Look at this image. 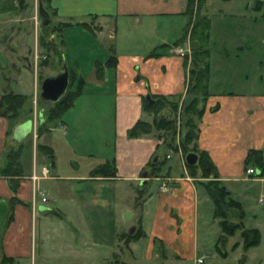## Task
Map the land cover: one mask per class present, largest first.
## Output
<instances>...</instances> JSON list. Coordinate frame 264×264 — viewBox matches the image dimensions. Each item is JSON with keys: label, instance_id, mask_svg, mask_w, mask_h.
Masks as SVG:
<instances>
[{"label": "crops", "instance_id": "crops-1", "mask_svg": "<svg viewBox=\"0 0 264 264\" xmlns=\"http://www.w3.org/2000/svg\"><path fill=\"white\" fill-rule=\"evenodd\" d=\"M213 1L204 3L211 5ZM236 1L247 4L249 10L246 6L224 13L223 9L230 10ZM186 3L48 0L58 18L86 24L65 28V35L79 27L90 32L83 30L80 38L78 33L66 35L62 69L65 64L69 74L70 69L74 71L72 88L80 78L82 83L61 120L43 131H38L36 117L12 127L7 117L0 116V168L5 165L7 149L20 145L23 173L15 192L21 203L14 205L12 219L0 239L4 256L23 264H57L56 259L47 260L44 238L39 239L48 233V226L39 223L36 231L33 225L35 212L43 207V217L57 213L66 222L64 264H137L142 259L139 240L145 237L150 240L146 258L160 251L161 264H195L202 255L212 263L229 257L228 240L218 242L221 228L214 204L197 177L200 172L196 177L187 174L189 178L183 174L188 172V152L172 151L178 156L166 165L172 154L167 157V147L154 132L128 136L138 120L152 123L155 119L154 112L144 107L147 94L183 99L191 93L190 72L197 70L195 62L206 64L208 74L193 152L208 154L218 173L216 179L229 197L240 203L244 226L259 231V242L251 248L256 264H264V175L254 167L255 173L248 174L244 165L250 149L264 150V0H222L221 11L204 13L210 23L208 41L204 50H193L194 61L187 53L180 56L172 51L187 22ZM87 19L95 22L93 32ZM89 34L91 45L87 44ZM255 37L259 45L245 44ZM152 52L156 54L150 56ZM111 57L113 60H108ZM24 58L27 61L28 57ZM246 65L254 71L245 73ZM16 93L34 102L37 86ZM103 116H111L109 129L102 123L96 134L89 133L90 125L99 121L91 118ZM60 124L66 133L58 129ZM44 166L48 175L33 181L31 175L40 173ZM143 170H149L150 176L141 184ZM162 178L174 179L168 192L159 189ZM37 186L45 190L47 203L33 200ZM11 196L6 178L0 175V198ZM131 227L133 234L138 230L142 234L134 239L118 235V228L129 232Z\"/></svg>", "mask_w": 264, "mask_h": 264}, {"label": "rangeland", "instance_id": "rangeland-1", "mask_svg": "<svg viewBox=\"0 0 264 264\" xmlns=\"http://www.w3.org/2000/svg\"><path fill=\"white\" fill-rule=\"evenodd\" d=\"M2 1L3 3H0V95L4 91H9V90L15 93L28 92L34 90L37 86L36 101L34 100V102H32L29 98H27L26 102L21 108L20 114L16 118H12V119L7 118L10 121L12 127H14L17 124L27 119H33L34 117H36V119L38 120L37 113L39 109L41 107L48 109L51 106L50 103H45L40 99V84L43 78H45L46 76L56 75L63 70L62 64L64 62L66 63L65 60L66 58L64 55L67 51L66 50L67 45L65 43L67 40L66 35L78 33L80 38L83 30H85L87 33L90 32L82 28L84 27L83 25H86L85 23H79L80 21L78 20L76 21L69 18H64V19L58 18L54 10L51 7H49L48 0H24L23 5H19L18 0H2ZM221 2L222 0H214L211 5H205V3H203L202 5L203 8L200 9V13H199L200 17L201 16L205 17L204 13L216 14L217 12L221 11L222 9L220 10V8H223ZM39 3H41L43 8L47 10L49 17L51 18L50 22L47 25L43 24L38 14ZM246 6L248 11L249 9L247 4L244 6L242 3L240 4L236 1V3L230 8V10H227L225 7H224L225 9L223 10L224 13L227 11H237L246 8ZM192 8H193L192 15L190 14L186 15L187 17L186 25L183 29L181 37L178 38V40H176L173 43L172 51L176 53L175 49L177 47H181L182 45H184L185 51L187 52V54H189V57L191 58L194 57L191 59V61H194V59L196 60L195 57L196 55L195 53L193 54V49L194 50L196 49V51L200 50V47L197 46H199L201 42L199 41L197 35L194 33L195 31H193L196 26L195 24L196 1L194 2ZM91 21L92 20L87 19V23H89L91 26L89 29H91L90 31L93 32V29L95 27L94 25L95 22L93 21L91 22ZM247 24L249 25V23ZM75 26H82V27H79V29L74 28L72 30H69L65 35L64 33L65 28L67 27L72 28ZM246 31H248V29H246ZM20 33L21 34L25 33V34L21 35ZM222 35H227V34L223 33ZM88 36L89 37L87 44L91 45L93 42V37L90 34ZM221 42L222 41H220V43ZM43 43H45V45ZM225 43H231V42L229 41ZM245 44L256 46L259 45V41L255 37L252 38V42H245ZM87 55H89V52L87 53ZM24 56L28 57L27 61L30 62L29 63L30 66H27V61H24L25 59ZM248 61L251 64H253L252 58L248 57ZM194 65L197 67V69L198 68L201 69L203 67L201 63L197 64L194 62ZM250 68H251L250 65H246L247 70L245 73H249V72L251 73L254 71L253 68L251 69ZM69 78H72L71 74H69ZM197 96L198 98H201L202 93H199ZM192 97H193L192 93H189L183 99L181 97L168 96L165 97L164 101L160 106H158L157 109L153 108L152 110H150L154 112L155 119L165 118V120L168 119L173 120V124L170 127H167L166 129H160L156 126H152L150 129L151 132H154V135L157 138L159 137L158 139L163 141L162 143L164 144V146L167 147V152H166V155L168 154L167 157H169L170 153L172 154V159H167L166 165L172 162L173 158H176V156H178L176 153H172V151H176V152L181 151L183 155L187 153L183 149L181 144L184 135L183 123L185 120V114L183 110L185 105ZM91 121L93 122L97 121V122L94 125H90L89 133L96 134V129L97 128L99 129V126L102 123H103L102 124L103 127H105L107 130L109 129L108 126H109V122L111 121V116H106V118L105 116L101 118L93 117L91 118ZM50 124H55V123H50ZM178 131H180V133ZM193 145H194L193 143L188 144L187 147V150H189L188 152L191 151L193 152V150H191L194 149ZM3 159L5 160V157ZM26 162L27 164L31 163V158L28 155L26 156ZM39 163L40 162H38V164ZM252 167L253 166H249L248 168H252ZM197 172H200L198 174L199 176L197 175V177H200L202 179L201 181L204 184V187L205 184H208L210 180H213L212 177L203 176L201 174V170L199 171L198 167L197 170L192 172L188 169V172H185L183 174L185 175L186 178H189L187 174L189 175L191 174L193 177H196ZM162 180L163 178L161 179V181ZM220 186L223 185L220 184ZM169 190L170 188L165 192H168ZM0 199H5L9 206V210L5 221V225H6L7 222L12 218V209L14 205L20 204L21 201L19 200L21 199L17 198L18 199L17 200L11 197L0 198ZM226 199H228L227 196ZM127 203L129 202L127 201ZM225 209L227 212V219L229 220L230 223L232 224L242 223V226L236 229L233 235H227L223 231H221V234L219 235L218 242L220 244L224 240L226 239L228 240V244L226 248L229 257L226 260H221L219 258L218 261L212 263L206 260L207 258L206 255H202L196 259L195 264H208V263L209 264H256L258 262V259L254 258L253 256V248L251 249L249 248L246 250L243 248L241 233L242 230L245 229L246 227L239 218L238 210L232 206H225ZM56 214L57 213L49 214L48 215L49 218H45L43 217L44 215L43 210H38L37 212H35L33 216V225L36 231L39 227V223L42 224V222H44L48 226L47 229L48 233L44 237L41 236L40 238L37 235V239L39 238L41 240L44 238L43 240L45 244L42 247L46 249L44 253H46L47 256L46 258L48 261H51L52 259L53 260L56 259L55 262L57 264H64L63 258H65L64 255L66 254L65 251L66 246L63 243V239H65L64 237L66 236V231H65L66 222L62 218L57 216L59 214L57 215ZM246 223L247 226L250 225V222H246ZM118 231H119L118 235L120 237H125L129 239H134L135 237H137L139 235L138 234L139 232L142 234L140 230L136 231L133 235L128 234V231L126 229H123L120 232L118 228ZM149 242L150 240L147 237L143 239L141 238V240H139L138 252L142 259L137 264H161L162 260L160 259V251H156L155 253H153V257L151 256L149 259L146 258L149 250L148 249ZM122 249L123 252L126 253L127 250H125V247H122ZM3 256L4 254L2 253L1 245H0V260ZM38 257L39 256L37 255V258ZM200 258H203V260L201 262H198L197 260ZM40 263L41 261H39V264ZM3 264H23V263L19 262L16 258H10L6 260V262H3ZM189 264H193V263L189 262Z\"/></svg>", "mask_w": 264, "mask_h": 264}, {"label": "trees", "instance_id": "trees-1", "mask_svg": "<svg viewBox=\"0 0 264 264\" xmlns=\"http://www.w3.org/2000/svg\"><path fill=\"white\" fill-rule=\"evenodd\" d=\"M24 0H18L19 5H23ZM196 1V18H195V28L193 31L197 35L200 44L197 47L200 49H205L208 41V32H209V20L206 17H200V9L204 3V0H187L186 7L184 13L186 15H192L194 2ZM50 7V6H49ZM46 10V9H45ZM199 32V33H198ZM45 45V43H43ZM194 47V46H193ZM199 49V48H197ZM194 50V49H193ZM196 52V49L194 50ZM155 52H152L150 56L155 55ZM108 60H113V58H109ZM70 82L68 88L64 95L57 100L56 102H52L51 106L48 109L42 110V116L39 118L38 121V131H43L47 128L48 124L50 123H57L61 120L63 113L72 105L73 100L77 96L80 91V82L82 81L78 79L77 85L72 88V81L76 79L74 71L70 69ZM208 74L207 65H203V67L197 70H192L190 72L191 81L193 84L189 87V91L193 94V97L188 101V103L184 107V135L181 141L183 149L188 152L187 150L188 144L193 143L195 151V140L198 136V126L197 121L200 119L203 113V106L206 98V92H204V80L206 79ZM202 93V97L198 98V94ZM166 96L161 95H154L151 98L155 101L153 106H150L148 102L144 101V107L148 110H152L153 108L157 109L158 106L162 104ZM28 97L24 94L15 93L11 90L4 91L0 95V116L7 117L9 119L16 118L21 111L26 99ZM200 104V106H199ZM173 124V120H165V118H158L154 119L152 123L138 120L129 130L128 136L129 137H138L146 132H149L152 126H156L160 129H166ZM41 149H45L43 146H40ZM20 145L17 147H10L5 152V160L6 164L0 168V174L6 178L7 185L9 190L12 192L11 198H16L15 192L17 187L19 186L20 178L22 177V168L20 164ZM198 153V162L194 166H188V169L192 172L198 169L201 170V174L203 176L212 177L213 180H210L208 184H205V189L209 197L211 198L214 204V216L218 218L219 226L221 231H223L227 235H233L235 230L242 226V223H230L227 219V212L225 206H232L238 210L239 218L242 222L243 218V209L239 202L233 200L229 197L228 191L224 188V186H220L221 182L218 181L216 178L218 173L216 171L215 165L209 158L208 154L204 151H197ZM245 169L248 166H253L259 175H264V150L262 149H250L245 157L244 160ZM154 169V168H153ZM151 174L154 175L153 170H151ZM215 185V186H213ZM222 185V184H221ZM213 186V187H212ZM212 187V188H211ZM226 196L228 199H226ZM18 200V199H17ZM20 201V200H19ZM12 219V218H11ZM10 221V220H9ZM8 221V222H9ZM7 222V223H8ZM139 237L141 233H138ZM243 248L249 249L254 247L259 242V231L253 228H245L242 230L241 233ZM10 259V257L3 256L0 260V264L6 262V260Z\"/></svg>", "mask_w": 264, "mask_h": 264}, {"label": "water", "instance_id": "water-1", "mask_svg": "<svg viewBox=\"0 0 264 264\" xmlns=\"http://www.w3.org/2000/svg\"><path fill=\"white\" fill-rule=\"evenodd\" d=\"M38 14L43 22V24L47 25L51 18L49 17V14L47 10H45L41 3L38 5ZM69 85V72L64 64L63 70L56 74L51 76H46L43 78L40 84V98L47 102H56L59 100L64 93L66 92ZM146 101L150 106H153L155 101L151 98L150 95L145 96ZM41 117V115L39 116ZM198 161V155L195 152H188L185 155V162L188 166H194L197 164ZM150 176L149 170H143L141 173L142 181L141 184H144L146 179ZM9 210L8 203L5 199H0V239L3 233V229L5 226V221L7 217V213ZM40 210H43V207L40 208ZM125 219H128L129 212L125 213ZM134 227H131L129 229V234H133Z\"/></svg>", "mask_w": 264, "mask_h": 264}, {"label": "built area", "instance_id": "built-area-1", "mask_svg": "<svg viewBox=\"0 0 264 264\" xmlns=\"http://www.w3.org/2000/svg\"><path fill=\"white\" fill-rule=\"evenodd\" d=\"M175 52L180 56H184V54L187 53L185 51L184 45L182 47H177L175 49ZM58 129L64 133H66V128L64 125H62V124L58 125ZM246 171L248 174H254L255 173V170L253 168H248ZM48 173H49V169L46 166H44L41 168L40 173H38V174L33 173L31 175V179L33 181H38V179L40 177H46L48 175ZM173 181H174V179H172V178H163V180L161 181V184L159 186L160 190L162 192L167 191L170 188V183ZM35 198H37L41 203H47V201H48L45 190L39 186H37L33 189V200L34 201H35ZM34 201H33V204H34ZM202 260H203V258H200L197 261L201 262Z\"/></svg>", "mask_w": 264, "mask_h": 264}]
</instances>
